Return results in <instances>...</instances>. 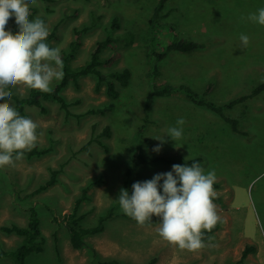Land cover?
Returning <instances> with one entry per match:
<instances>
[{"label":"rangeland","instance_id":"374dc122","mask_svg":"<svg viewBox=\"0 0 264 264\" xmlns=\"http://www.w3.org/2000/svg\"><path fill=\"white\" fill-rule=\"evenodd\" d=\"M155 2L36 0L35 5H29L35 9L32 20L39 17L49 32L55 30L56 38L50 44L60 52L72 40L74 29L87 28L72 67L87 61L94 45L107 36L117 37L131 31L133 43L126 47L123 40L117 41L121 57L111 67L100 68L105 74L130 70L129 85L126 88L117 85L120 93L117 99L106 95L103 84L96 90L94 76L82 78L79 88L70 85L63 91L68 101L80 102L71 107L73 112L103 108L104 114L65 122L53 102H44L45 113L26 107L25 117L38 125L36 146L52 147L44 156L23 157L13 165L0 168V227L24 226L29 207L36 209L40 219L43 251L27 256L26 264H90L91 260L99 259L145 264L151 258L156 259V264H232L240 259L247 245L258 244L264 253V91L247 100L245 107L225 110L227 115L238 119L241 133L234 132L221 118L222 130L212 128L209 118L214 119L216 114L194 105L182 93L155 97L142 138H136L143 124L146 96L154 86L184 84L202 98L223 105L249 94L264 82V26L247 20L250 13L264 7V0H170L164 10L168 15L161 20L165 26H157L150 35L148 20ZM114 18L118 19V30L110 29ZM10 20L15 22L14 17ZM241 34L249 37L246 48L239 39ZM171 40H191L204 46L190 53L171 52L161 61L147 58V47L158 51ZM111 52L112 48L106 47L100 57L106 58ZM152 68L159 70L153 80L147 77ZM56 82L53 80L51 87ZM210 84L212 89L205 94ZM7 90L18 97L28 93L23 86ZM7 102L14 107L12 98ZM181 117L185 120L183 135L173 141L166 132ZM106 126H110L111 136L100 139L107 151L95 142L82 150ZM159 137H163L162 145L156 140ZM139 141L146 157L161 160L140 165L134 174L136 182L151 180L156 174L170 172L173 165L194 158L201 159L205 173L215 171L218 187L214 189L213 203L220 220L211 239L204 241L203 249L178 250L158 237L156 223L140 227L121 211L118 198L123 189L124 170L134 157ZM158 145L157 153L153 149ZM50 169H60L57 182L28 197L48 181ZM86 186H89V201L80 209V213L86 214L82 223L94 225L108 209H113V217L102 233L87 237L86 246L75 250L70 245L63 217L71 212L75 199ZM128 194L131 196L132 190ZM49 208L58 221L52 220ZM153 217L159 223V218ZM19 242L20 237L0 230V251L14 250ZM255 252L248 255L244 264H264V257L256 258ZM0 264L14 263L3 258Z\"/></svg>","mask_w":264,"mask_h":264},{"label":"clouds","instance_id":"9594fccd","mask_svg":"<svg viewBox=\"0 0 264 264\" xmlns=\"http://www.w3.org/2000/svg\"><path fill=\"white\" fill-rule=\"evenodd\" d=\"M30 4L35 5L36 0H0V100L5 101L0 103V168L22 160L38 138V125L7 102L13 95L7 89L23 86L50 93L52 81L64 76L60 49L46 43L49 31L42 19H29ZM13 17L18 28L15 34L6 30ZM247 20L264 26V7L250 13ZM239 39L246 48L249 37L241 34ZM184 124L185 120L178 118L166 136L180 140ZM156 140L164 143L163 137ZM153 151L158 153L160 146ZM215 181V171L205 173L198 162L173 165L170 172L135 182L131 196L121 189L118 203L123 214L140 227L152 224L153 216L158 217L155 230L162 241L181 251L196 252L206 247L205 231L210 232L220 220L213 203Z\"/></svg>","mask_w":264,"mask_h":264},{"label":"trees","instance_id":"16d2710c","mask_svg":"<svg viewBox=\"0 0 264 264\" xmlns=\"http://www.w3.org/2000/svg\"><path fill=\"white\" fill-rule=\"evenodd\" d=\"M50 1V0H43ZM170 0H156L155 7L153 9V14L151 18L148 20V24L150 25L151 35L157 26L164 25L161 20L167 17L168 13L165 12V6ZM30 16L29 19L35 15V9L29 8ZM110 29L118 30L120 29V25L118 24V19L114 18L112 20V24ZM6 30H10L14 34L18 31L17 25L14 21L9 19ZM87 30V28H83L82 30H73L72 40L68 43L67 47L60 52L61 58L63 60V79L57 81L53 86V91L50 93H42L40 91L28 90V93L25 97H18L16 95H12V99L14 101V108L19 112L21 116H26V107H35L39 109L42 113L46 112V107L44 102H53L57 106L58 110L62 112L63 119L65 122H68L71 118H75L79 120L82 117H85L90 114H104L105 110L103 108L96 109H88L85 113H75L72 111L71 107L74 105H78L79 100L68 101L64 95L63 91L66 90L70 85L79 88L80 80L87 76H94L96 80L95 89L99 90L101 85L105 86V93L111 99H117L119 97V90L117 85L120 87L126 88L129 85L131 79V72L127 68L119 70V71H111L107 74L103 73L100 68H109L114 65L119 58L121 57L120 51L116 48V42L119 40H123L124 45L129 47L133 43V33L131 31H124L123 34L117 37L107 36L105 39L98 41L94 47L92 48L89 58L82 65L78 67H72L71 63L75 59V55L77 50L82 45V35ZM56 38L55 30L49 32L46 43L50 47L52 45L50 42ZM202 43H198L195 41H177L171 40L166 42L165 45L158 51H150L149 47H147V58L161 61L163 60L169 53L171 52H180V53H190L200 48H203ZM106 47H111L112 52L106 58H101L100 54L102 50ZM159 75V70L157 68H152L151 71L147 73V77L150 79H154ZM212 89V85H208L205 94L209 93ZM264 91V82L260 83L258 86L254 87V89L247 95H243L237 97L227 104H217L211 101H208L201 96H199L191 87L180 84L177 87L173 86H154L150 93L147 94L144 105V118L143 124L137 131V137L141 140L143 135V128L145 124H147L148 118V110L150 105L155 97H167L176 93H182L188 100H190L194 105L199 107H204L210 112L218 115L222 118L227 124L230 125L232 130L236 133H241L238 127V119L235 117H231L225 113L226 109H232L236 106L245 107V102L249 99L256 97ZM111 136V128L110 126H106L101 133L96 135L93 139H90L86 142V144L82 147V150H87L88 147L95 142L100 147H102L105 151H107V147L105 143L100 139L101 137H110ZM52 147H38L35 145L29 151L24 153V157L37 158L44 156L50 153ZM161 159L157 157H146L144 148L142 146V142H138L135 148L134 157L131 159L130 163L124 170V179L122 182L123 189L128 192L132 190V185L136 182L134 179L135 171L139 168L140 165H145L148 163L156 162ZM198 162L201 163L200 158L189 159L185 161L182 165L190 166L192 163ZM62 167V165H61ZM60 169H50V178L46 183L39 185L34 191L29 193L28 197H32L40 192L45 191L50 186L54 185L57 182V176L60 173ZM217 185L214 184V189H217ZM89 186L83 187L81 190L80 196H78L73 204L72 210L69 214L63 217V225L68 232L70 245L75 250H81L86 246L85 239L90 236H95L102 233L105 228L108 220L113 217V209H108L105 213L101 214L94 225L85 226L82 222L84 221L86 214L80 213V209L85 202L89 201L88 191ZM217 201V199H215ZM51 212L52 220L58 221V217L55 215L54 211L49 208ZM152 224L158 222V220L154 217L151 218ZM218 225H216L210 232L205 231L204 233V241H207L209 237L217 231ZM0 230L8 235H16L20 237V242L18 246L14 250H1L0 251V259L8 258L14 264H26V258L32 253H41L43 251L44 238L40 229V219L38 217V213L34 207H29L27 209V220L24 226H20L17 224H10L0 227ZM255 247L247 245L241 253L240 259L232 264H244L248 255L255 252ZM95 257V255H94ZM90 264H132L128 262H122L117 259H99V260H91ZM145 264H156V259L151 258Z\"/></svg>","mask_w":264,"mask_h":264},{"label":"crops","instance_id":"0c3cea01","mask_svg":"<svg viewBox=\"0 0 264 264\" xmlns=\"http://www.w3.org/2000/svg\"><path fill=\"white\" fill-rule=\"evenodd\" d=\"M211 113V112H210ZM219 118H221V117H219L218 115H216L215 117H214V119L213 118H209V125H211L212 123V125H211V127L213 128V127H215L216 126V129H218V127H220V130H222V125H221V123H220V119ZM222 119V118H221ZM250 240V239H249ZM251 241V240H250ZM252 242V241H251ZM255 248H256V254H255V257L256 258H261V257H264V253H263V249H262V247L260 246V245H258V244H255ZM253 259H255V258H253Z\"/></svg>","mask_w":264,"mask_h":264}]
</instances>
